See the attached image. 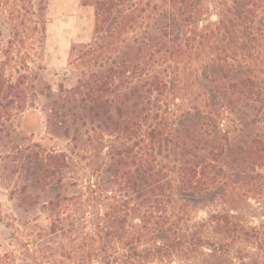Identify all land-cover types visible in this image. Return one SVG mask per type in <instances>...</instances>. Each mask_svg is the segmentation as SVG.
<instances>
[{
    "label": "rangeland",
    "instance_id": "rangeland-1",
    "mask_svg": "<svg viewBox=\"0 0 264 264\" xmlns=\"http://www.w3.org/2000/svg\"><path fill=\"white\" fill-rule=\"evenodd\" d=\"M149 2L140 6L145 7L144 26L162 31L169 46L160 60L168 83L165 121L177 127L187 118L204 117L212 132L239 135L247 129L245 120L220 105L209 73L226 56L239 61L247 56L245 68L264 76V25L254 4L193 0L196 12L185 18L168 0ZM45 12L43 74L54 90L70 88L80 69L69 63L71 48L90 42L93 9L81 0H47ZM133 31L130 36L143 37ZM229 43L233 49L223 53ZM11 124V137L0 140V252L12 254L18 264H264V167L244 172L226 168L214 189L194 195L180 188L175 155L164 153L158 160L170 169L171 195L164 199L166 212L152 213L141 198L109 181L106 148L73 149L70 141L48 131L39 105L16 114ZM13 139L64 152L69 160V182L76 183L55 231L42 209L43 195L34 207L17 205L14 190L22 180L10 172ZM115 207L125 213L126 222L113 245L105 230L111 220L107 212Z\"/></svg>",
    "mask_w": 264,
    "mask_h": 264
},
{
    "label": "trees",
    "instance_id": "trees-1",
    "mask_svg": "<svg viewBox=\"0 0 264 264\" xmlns=\"http://www.w3.org/2000/svg\"><path fill=\"white\" fill-rule=\"evenodd\" d=\"M168 1L180 17L196 12L193 0ZM81 2L93 9V35L90 42L71 48L69 63L80 68L75 84L54 90L43 74L47 0H0V140L11 137L16 114L39 105L48 131L70 141L73 149L106 148L109 181L141 198L152 213L166 212L164 199L171 195L170 169L158 160L164 153L175 155L180 188L194 195L214 189L226 168L244 172L264 167V76L245 68L247 56L242 61L226 56L209 73L220 105L240 114L247 129L239 135L212 132L204 117L170 126L163 113L166 69L160 68L169 46L162 31L144 26L149 0ZM244 3L254 4L264 25V0ZM136 30L141 39L129 35ZM230 49L226 44L222 52ZM12 143L10 172L22 180L14 190L17 205L34 207L43 197L42 209L55 231L76 183L69 182V160L64 152L45 150L36 142ZM107 213L111 220L105 236L114 245L122 237L126 215L119 209ZM261 236L264 242V229ZM0 264L18 263L12 254L0 252Z\"/></svg>",
    "mask_w": 264,
    "mask_h": 264
}]
</instances>
